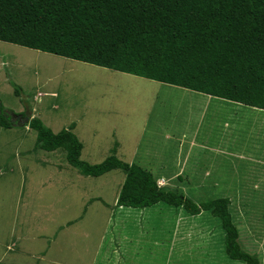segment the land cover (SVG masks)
Returning a JSON list of instances; mask_svg holds the SVG:
<instances>
[{
  "label": "rangeland",
  "instance_id": "rangeland-1",
  "mask_svg": "<svg viewBox=\"0 0 264 264\" xmlns=\"http://www.w3.org/2000/svg\"><path fill=\"white\" fill-rule=\"evenodd\" d=\"M0 101L20 117L0 127L1 264H244L211 213L118 208L125 173L85 177L65 152L35 149L31 117L55 134L75 125L91 165L116 150L196 203L228 198L243 252L264 264V111L2 42Z\"/></svg>",
  "mask_w": 264,
  "mask_h": 264
},
{
  "label": "trees",
  "instance_id": "trees-1",
  "mask_svg": "<svg viewBox=\"0 0 264 264\" xmlns=\"http://www.w3.org/2000/svg\"><path fill=\"white\" fill-rule=\"evenodd\" d=\"M0 42L264 111V0H0ZM15 123L0 101V127ZM28 127L37 134L35 149L65 152L85 177L123 171L118 208L163 204L192 217L211 213L227 257L259 264L242 250L228 198L196 203L182 190L159 187L116 150L91 165L82 160L75 125L55 134L32 118Z\"/></svg>",
  "mask_w": 264,
  "mask_h": 264
},
{
  "label": "crops",
  "instance_id": "crops-1",
  "mask_svg": "<svg viewBox=\"0 0 264 264\" xmlns=\"http://www.w3.org/2000/svg\"><path fill=\"white\" fill-rule=\"evenodd\" d=\"M208 99L210 100V99H214V98L208 97ZM180 145H181L180 147H184V148H186L187 146H189V147H197V149L199 151V155L202 156L201 157V159H202L201 162L202 163H204L203 160L206 161V162H214V161L216 162V156H215L216 150L215 149L212 150L210 147H207L204 142H202L200 144H197V142H180ZM165 146H167V145H165ZM169 147H172L171 144H169ZM129 164H132V163H129ZM216 170H218V167H216ZM181 176L182 175L180 174V177Z\"/></svg>",
  "mask_w": 264,
  "mask_h": 264
},
{
  "label": "clouds",
  "instance_id": "clouds-1",
  "mask_svg": "<svg viewBox=\"0 0 264 264\" xmlns=\"http://www.w3.org/2000/svg\"><path fill=\"white\" fill-rule=\"evenodd\" d=\"M32 118L33 117H31L30 118V120L28 121V122H25L26 124L24 125L27 129H30L29 127H28V124H29V122L32 120ZM18 120H20V117H16L15 116V118H14V122H18L19 123V121ZM16 124V123H15ZM157 185H158V183H157ZM159 186V185H158ZM159 187H161V186H159ZM165 187V186H164ZM1 264V263H0Z\"/></svg>",
  "mask_w": 264,
  "mask_h": 264
}]
</instances>
